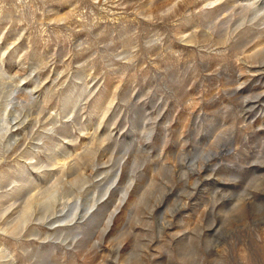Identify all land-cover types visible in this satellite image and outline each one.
<instances>
[{"label": "rangeland", "instance_id": "rangeland-1", "mask_svg": "<svg viewBox=\"0 0 264 264\" xmlns=\"http://www.w3.org/2000/svg\"><path fill=\"white\" fill-rule=\"evenodd\" d=\"M0 264H264V0H0Z\"/></svg>", "mask_w": 264, "mask_h": 264}]
</instances>
